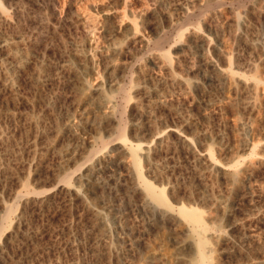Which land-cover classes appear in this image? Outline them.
<instances>
[{"label":"rangeland","instance_id":"1","mask_svg":"<svg viewBox=\"0 0 264 264\" xmlns=\"http://www.w3.org/2000/svg\"><path fill=\"white\" fill-rule=\"evenodd\" d=\"M0 13V264H197L180 207L201 219L209 264H264L250 239H264V163L247 168L264 158V0ZM204 150L218 171L195 162Z\"/></svg>","mask_w":264,"mask_h":264},{"label":"bare ground","instance_id":"2","mask_svg":"<svg viewBox=\"0 0 264 264\" xmlns=\"http://www.w3.org/2000/svg\"><path fill=\"white\" fill-rule=\"evenodd\" d=\"M50 4V3H49ZM49 4H47V5H49ZM46 5V4H45ZM53 8V7H52ZM98 8V7H97ZM181 10V9H180ZM1 14V13H0ZM1 15H0V23H1V20L3 19V17H2V19H1ZM42 20V19H41ZM6 21V20H5ZM42 24V23H41ZM5 25V24H4ZM44 24H42V26H43ZM136 27V26H135ZM142 27V26H141ZM134 28V27H133ZM140 32V31H139ZM42 36V35H41ZM129 36V35H128ZM38 38V37H37ZM136 41V40H135ZM134 41V42H135ZM139 41V40H138ZM29 42H31V40L29 41ZM33 45V44H32ZM223 55H224V53H223ZM224 57V56H223ZM230 59V58H229ZM228 58H226L225 57V60L227 61V63L228 64H230L229 62H230V60H229ZM110 68V67H109ZM115 68V67H114ZM228 68H230V67H228ZM228 68H227V70H228ZM84 69V68H83ZM115 70V69H114ZM224 73V72H223ZM259 77V76H258ZM238 84V83H237ZM241 84V83H240ZM243 85V84H242ZM245 85V84H244ZM239 86H241V85H239ZM243 87V86H242ZM239 88V87H238ZM95 91H96V93H97V96H98V105L100 106V107H103L105 104H106V100L104 99V96H103V92L104 91H102V89L98 86L96 89H95ZM239 91H241V90H239ZM243 91L245 92V94L244 95H247L248 96V98L249 97H251V98H249V99H252V96H254L255 94H256V91H257V88L255 89V87H253V86H244L243 87ZM76 92V91H75ZM242 92V91H241ZM77 93V92H76ZM80 93V92H79ZM243 93V92H242ZM82 94V93H81ZM58 95V94H57ZM74 95V94H73ZM79 95V94H78ZM78 95H75V97H77ZM243 95V96H244ZM257 95V94H256ZM59 96V95H58ZM79 96H81V95H79ZM78 96V97H79ZM247 96H244V98L245 97H247ZM86 97V96H85ZM257 97V96H256ZM256 97H254V99L256 100L257 98ZM84 98V97H83ZM88 98V97H87ZM86 99V98H85ZM94 99H97V98H94ZM246 99V98H245ZM244 99V100H245ZM254 99H253V101H252V103L250 102V100L249 101H247V100H245L244 101V103L242 104V109L243 110H252L253 109V102H254ZM83 100V99H82ZM86 100H88V99H86ZM79 101H81V100H79ZM261 101V100H260ZM109 102V101H108ZM242 102H243V100H242ZM81 103V102H80ZM83 104V103H82ZM255 104V103H254ZM96 105V104H95ZM97 105V106H98ZM241 105V104H240ZM241 107V106H240ZM108 115H110V114H108ZM244 140H241L240 141V147L243 149V148H245V149H247V147H248V145H247V143L245 142H243ZM187 142H189V141H187ZM257 142V141H256ZM184 145V144H183ZM186 146V148H187V150L191 153L192 152V150H191V146H189V144H185ZM255 145V144H254ZM253 145V148L255 147ZM130 150V149H129ZM133 150V149H132ZM138 150V149H137ZM254 151V150H253ZM136 149H134L133 151H132V153H131V157H132V160H133V164H134V166L136 167V168H138L139 167V161H138V157H137V155H136ZM253 154V153H252ZM192 155H193V157L195 158V162L200 166V168L202 169V170H206V172L207 171H211V170H214V169H217V167H219V169H220V166H217V167H215V165H214V158L212 157V155H211V152L210 151H201L200 153H195L194 151H193V153H192ZM255 155V154H254ZM256 156H257V154H256ZM255 158H256V160H255ZM255 158H252L253 159V161H254V163H253V161L248 165V170H250L251 171V169L253 168V166H254V164H257V163H264V158H262V157H255ZM215 164H216V162H215ZM217 165V164H216ZM234 166H235V164H234ZM231 167V166H230ZM246 168V169H247ZM225 169L226 168H222V170H224V172H225ZM233 169V168H232ZM231 169V170H232ZM235 169H236V171H235ZM138 171V170H137ZM216 171V170H215ZM217 171H218V169H217ZM233 171V170H232ZM234 172L236 173V172H238L237 171V168H234ZM239 173L240 172H238V173H236L237 175L236 176H233V174H231V178H229L228 179V181L230 182V184H232V185H239V184H236L237 183V178H238V176H240L239 175ZM140 175H141V172L139 173ZM225 174V173H224ZM211 175V174H210ZM235 175V174H234ZM243 176V175H242ZM227 177V176H226ZM225 177V178H226ZM227 179V178H226ZM240 179V178H239ZM242 180V179H241ZM227 181V182H228ZM226 182V181H225ZM228 182V183H229ZM238 183H240L239 181H238ZM144 187H145V189H146V191H147V193H148V197H150V198H152V199H155V200H158L160 203H162L163 205H165V203H164V200H166V199H164L165 197L163 196V194H162V192H157L153 187H152V185H150L149 183H147V182H145L144 181ZM257 189V188H256ZM257 192H258V190H256ZM251 192V191H250ZM256 193V192H255ZM261 197H263L262 195H259V197L258 198H260L259 200L260 201H262L263 203H264V197L263 198H261ZM253 201V200H252ZM178 210H179V214H181V216H183V217H186L188 220H189V222H188V224L190 225V229H191V231H192V233L195 235V236H197V240L194 242L195 243V250H196V256H197V260H198V263L197 264H209V261H208V256H207V248H206V245H205V243H204V241H203V239L202 238H200V234L202 233V229H203V224H201V219L192 211V210H189V209H185V208H183V207H180V208H178ZM4 217V216H3ZM6 220V219H5ZM200 231H201V233H200ZM252 233V232H251ZM250 233V234H251ZM192 234V235H193ZM102 236V235H101ZM217 239V238H216ZM218 239H219V237H218ZM250 239L252 240V242L255 244V245H257V247H260V248H263L264 247V239H263V237H261L260 236V234H256V232L255 233H252L251 235H250ZM259 248V249H260ZM262 252V251H261ZM263 253V262H264V252H262Z\"/></svg>","mask_w":264,"mask_h":264}]
</instances>
